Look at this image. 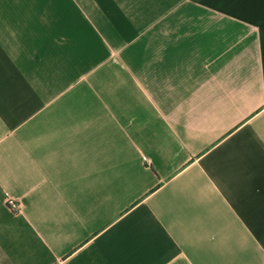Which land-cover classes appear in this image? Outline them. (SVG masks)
Returning a JSON list of instances; mask_svg holds the SVG:
<instances>
[{
    "label": "crops",
    "instance_id": "1",
    "mask_svg": "<svg viewBox=\"0 0 264 264\" xmlns=\"http://www.w3.org/2000/svg\"><path fill=\"white\" fill-rule=\"evenodd\" d=\"M0 264H264V0H0Z\"/></svg>",
    "mask_w": 264,
    "mask_h": 264
},
{
    "label": "built area",
    "instance_id": "2",
    "mask_svg": "<svg viewBox=\"0 0 264 264\" xmlns=\"http://www.w3.org/2000/svg\"><path fill=\"white\" fill-rule=\"evenodd\" d=\"M7 205L9 206V208H11V209L14 210V211H19V210H21V208H22L21 203H19L18 201H16V200L13 199V198H9V199L7 200Z\"/></svg>",
    "mask_w": 264,
    "mask_h": 264
}]
</instances>
